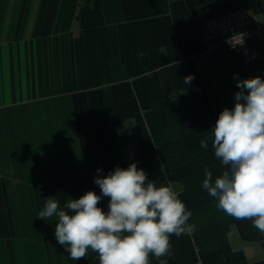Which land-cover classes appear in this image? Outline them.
<instances>
[{"label": "crops", "instance_id": "crops-1", "mask_svg": "<svg viewBox=\"0 0 264 264\" xmlns=\"http://www.w3.org/2000/svg\"><path fill=\"white\" fill-rule=\"evenodd\" d=\"M238 5L258 31L234 51L205 49L200 22ZM255 76L264 79V0H0V264H99L91 250L73 262L55 239L58 218L38 213L50 197L63 207L100 195L94 177L133 162L171 181L192 213L195 231L172 235L161 259L264 264V234L202 188L205 167L213 180L226 170L211 129L234 107L236 81Z\"/></svg>", "mask_w": 264, "mask_h": 264}, {"label": "clouds", "instance_id": "clouds-1", "mask_svg": "<svg viewBox=\"0 0 264 264\" xmlns=\"http://www.w3.org/2000/svg\"><path fill=\"white\" fill-rule=\"evenodd\" d=\"M244 35L230 38L233 48L244 45ZM193 75L184 77L189 84ZM234 107L219 113L211 129L212 148L226 169L213 180L205 167L202 188L215 199L218 210L238 220H250L264 234V79L260 76L236 81ZM207 150L208 143L201 140ZM162 167V166H161ZM102 172L101 168L96 169ZM101 194L87 191L79 199L60 206L56 197L45 199L38 218H58L54 236L73 262L85 259L89 250L97 253L99 264H168L170 237L191 235L192 215L171 181L149 180L137 162L117 166L106 176H95ZM109 197L108 211L99 203Z\"/></svg>", "mask_w": 264, "mask_h": 264}, {"label": "built area", "instance_id": "built-area-1", "mask_svg": "<svg viewBox=\"0 0 264 264\" xmlns=\"http://www.w3.org/2000/svg\"><path fill=\"white\" fill-rule=\"evenodd\" d=\"M256 17L246 6L238 5L226 8L210 17L205 18L199 24V37L207 50H215L219 47L234 51L229 43L230 38L244 35V44L259 29Z\"/></svg>", "mask_w": 264, "mask_h": 264}]
</instances>
